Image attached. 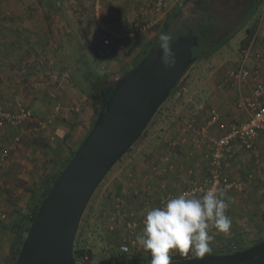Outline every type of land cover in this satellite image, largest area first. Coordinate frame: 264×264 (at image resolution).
<instances>
[{"label":"crops","instance_id":"crops-1","mask_svg":"<svg viewBox=\"0 0 264 264\" xmlns=\"http://www.w3.org/2000/svg\"><path fill=\"white\" fill-rule=\"evenodd\" d=\"M182 1H176L174 12ZM200 1L210 3L209 0H190V3ZM94 3L95 0H0V15H6L0 19V104L9 111H15L26 101L30 107H25L33 113V118L22 127H0V160L3 154H8L3 161L5 164L0 166V208L5 212L7 208L4 199H18L23 192L12 180L16 176L26 177L27 173L35 174L46 165V160L52 159L53 162L56 156L63 159L66 150L69 152L78 149L102 111L92 84L104 75L109 77L108 80L111 79L110 74L103 68L99 73L86 70L91 60L96 58L99 61L98 54L107 51L101 42ZM263 3L264 0H259L258 9H253L249 14L246 10L247 0L240 7L245 16L240 23L242 27L246 29L247 23L252 21L256 28L255 36L248 45H252L251 57L246 62L262 80ZM71 5L78 10L77 15L71 12ZM102 15L118 30L130 27L132 19L152 23L147 32L136 36L126 48L119 47L113 53L107 51L110 56L108 61L113 68L117 65L116 56L122 48L126 52L137 54L155 42L159 30L165 27L169 16L165 18L166 13L160 16L151 9L147 0H103ZM248 30H245L244 35ZM71 33L74 34V39L71 38ZM76 36L79 42L82 41V45H76ZM221 68L215 74L214 80L207 81L206 104L196 105L192 115L183 112L186 114L182 121H166L160 126L161 135L156 138L153 136L154 140L150 142L153 146L146 144L147 150L144 154L137 153L127 160L128 168L124 167L122 170L123 172L126 168L125 178L118 180L121 186L116 191L123 196L122 209L142 211L145 207L143 199L138 205L132 197L134 190H149L151 199L153 197L152 200L157 203L166 191L180 194L190 181V170L194 171L193 176L196 178L204 177L207 170L204 155L210 139L222 136L233 125L248 119V115L237 106V100L243 94H251L253 80L243 83L242 86H234L233 72L237 63L235 67L231 64ZM75 70L84 71V74L75 77ZM83 79L89 85L90 96H80L82 86L79 83ZM59 103L62 107L56 112ZM76 106L80 107L79 113L72 110ZM215 110L221 114L220 123L209 128V136H195L192 127L206 125L211 112ZM243 158H249L251 171H242L244 168L241 161L236 162ZM233 164L235 166L232 168ZM167 166H171V170L163 173ZM155 167L158 169L157 174ZM226 171L229 176L236 172L237 179L244 178L247 173H254L253 179L247 181L243 192H232L227 197V215L232 221L230 231L209 232L214 237L211 249H222L223 246L224 251H229L232 249L231 245H237L238 242L250 246L264 240V133L257 139L254 150L243 154L234 163H228ZM6 205L9 207L8 203ZM139 214L141 213L136 218L142 217ZM8 221L0 220V246L5 244L6 236L12 235L9 227L5 225ZM143 227L141 225L138 228V234ZM145 252L150 254L142 248L137 253ZM212 253L217 254L214 251ZM1 254H6L7 257L11 255V251Z\"/></svg>","mask_w":264,"mask_h":264},{"label":"water","instance_id":"water-1","mask_svg":"<svg viewBox=\"0 0 264 264\" xmlns=\"http://www.w3.org/2000/svg\"><path fill=\"white\" fill-rule=\"evenodd\" d=\"M193 33L173 40L174 68H165L159 47L100 92L102 111L91 131L42 202L15 264H78L74 246L85 210L114 166L140 140L196 59ZM151 264V263H132ZM175 264H264V241L227 254Z\"/></svg>","mask_w":264,"mask_h":264},{"label":"rangeland","instance_id":"rangeland-1","mask_svg":"<svg viewBox=\"0 0 264 264\" xmlns=\"http://www.w3.org/2000/svg\"><path fill=\"white\" fill-rule=\"evenodd\" d=\"M176 1L178 0H169V3H168L169 6L167 10L169 12L166 11L165 18L167 17V15H170V13L174 12V9L177 6ZM209 2H210L209 4H214L218 7H221L222 8V9L220 8L221 15L225 17H231V20H233V22L235 21V18H237L235 17L234 14L230 15L229 13L231 11L230 9H228L230 0H209ZM47 6L50 7L49 3H47ZM70 7L72 8L71 12L76 13V15L77 13H79L78 10L75 9L74 5H71ZM183 7L184 9L182 10V12L180 11L181 13L178 14V18L180 17L182 19H186V17H189L190 15L187 13L188 11L186 10L187 8L186 5ZM189 8L191 9V11L192 9H195V13L200 12L199 7H197L196 3L189 4ZM263 9H264V3L261 6V13ZM240 27L242 29H239ZM240 27L235 31V34H232V36L228 37L229 41L225 43V45L222 46L219 50H217L210 58L202 59L200 61H195L193 63V65L188 69L183 79L181 80L179 89L174 93L175 95L172 96L170 99H168L162 105L161 109H159V112L153 118L152 122L146 129L147 130L146 135L143 138L141 137L142 139L140 138V140L133 146L132 150H129L128 153L114 166V168L109 172V174L106 176V178L103 180V182L100 184V186L95 191L82 217L79 230L77 233V237L75 240V242H77L78 245L83 246L87 250L91 251L92 256H93V259H92L93 264H121L124 262L129 263V264L151 263L152 258L150 254H147L146 252L140 253V254L137 253L140 250V248H142L140 245H137L138 247H136L135 250L133 251V253H137L135 256L132 255V256L125 257V256H121V254L118 252L120 243L122 242V239H123V235L124 233L127 232L125 230V227L122 225L125 219H123L122 224L121 223L119 224V228L114 231L109 230L107 226V220L111 216L115 217L117 213H122V214L125 213L124 212L125 209H122V202H121L123 196H120L118 194L119 192H116L117 189H119V187L121 186L118 180L120 178H125V169L128 168V166L126 165L127 160L131 159L137 153L144 154L147 150L146 144L153 146L150 142L154 140L153 136L155 138L159 136L160 129H161L160 126H162L166 121H169V120L171 121V119H174L175 122L178 121L179 119H180L179 121H182V118H185V114H186V113L184 114L183 112H187L189 115H192L193 109H195L196 105H199V104L203 105L207 103L205 100V95H206L205 93L208 90V87H207L208 79L214 80L215 74L219 73V71L222 69L221 68L222 66L226 67L232 64V67H235L236 63L238 64V61L236 62V60L240 59L241 57V48H242L241 46H242L243 41L247 37V34L244 35V32L246 29L254 31V36H255L256 28L252 21L247 23V25L245 26L247 27L246 29L242 27V24H240ZM262 29L264 31V25ZM262 35L264 38V33H262ZM71 38L74 39L73 33H71ZM76 39H77V36H76ZM78 39H77L76 45H78L79 43L82 45V41L79 42ZM135 39L136 37L134 38V40ZM128 45L129 43L125 45V48ZM125 48H122L119 54L116 56L117 65L115 68H113L112 63L108 61L110 56L108 55L107 51H105L103 53L98 52L99 54L98 53L97 54L99 55V59H98L99 61L95 60L96 58L91 60V63L88 65L89 67H86V70L88 69V70H92L93 73H99V72H102L101 70L102 68L105 69V72L109 73L110 78H111L109 79V83L106 86L112 85L116 78L123 76L125 71L132 69V66L134 65L135 61L142 53V52H139L135 54V53H130V51L126 52L124 51ZM83 72L84 71L75 70L73 72V75L75 77H80L82 76V74H84ZM101 76L102 75H99V77ZM79 84L80 86H82V92H80V96L83 97V94L84 96L88 94L90 96L91 94H90V89H89V85L87 81L83 79L82 83H79ZM29 87L30 85L28 86V88ZM94 94L96 95L97 102L100 103L99 96L96 94V92H94ZM23 105L30 107L29 105H27L26 101L23 103ZM72 110L75 111L74 108ZM79 112L80 111L76 113H79ZM76 149L75 151L78 150ZM73 152L74 151L68 152V150H66V155L63 157V159L70 157V155ZM51 160L52 159L46 160V165L44 164L41 171L35 174L30 173L31 175H29V173H27L28 176L22 177V178L14 175L16 176V178L12 180V183H15L19 187V190L22 189L23 192H22V195H20V198L18 197V199L17 197L15 199L12 197L9 198L11 201L10 200L7 201L6 198L4 199V204L7 208L6 212L8 213L9 218H10L9 221L5 223V225L9 227L10 232H11L10 227H12L13 220L16 216L15 213L21 212L23 214L28 215L31 212L30 207L32 205V202L34 203L35 201L41 200V196H42L41 186L44 183L43 178L47 176H52L53 174L57 173L60 170L59 168H61L60 167L61 164L58 163V161H60L59 156L58 157L56 156L55 158H53V162ZM238 161H241L240 164L244 168V169H241L242 171H246V170L248 172L251 171L250 170L251 168H249L251 167L249 158H246V159L243 158V159L237 160L236 162ZM233 166L235 165L233 164L231 167L233 168ZM124 167L126 168L124 169L123 171L124 174H123L122 170ZM236 171L241 173L238 169ZM25 174L26 172L24 171L23 175ZM235 176H236V172L233 173L232 176L230 177L232 179H237L235 178ZM241 177L243 176L241 175ZM12 187L13 185H11V188ZM131 195L135 199L138 205L141 202H143V200L145 201V203H147L148 199H151V196H149L146 191H142V190L140 191L139 195L136 197L134 196L133 192ZM129 196H126V198H128ZM152 199L154 198L152 197ZM115 201H119V204L117 202L115 203ZM7 203L9 204V207L6 205ZM19 203H21V205ZM17 207L18 209H16ZM131 211H133L136 216L138 213L143 214V209L142 211H139L138 209L137 210L131 209ZM227 213L229 214L228 210L226 211V214ZM210 231L214 232L216 231V229H210ZM12 238H13V235L6 236L4 240L5 244L0 246V264H13V259L11 257L12 255H9L6 257V254L4 255L1 254L6 251H11L10 245H11ZM246 240L248 239L246 238ZM248 245L249 244H242L241 242L240 243L238 242L237 245H231V246H232V249H238L242 246L247 247ZM222 249L213 248L212 251L216 253L227 252V250L224 251L225 248H223V246H222ZM117 255L121 257L118 260L116 258ZM172 255L174 257L177 255V253L174 252L172 253Z\"/></svg>","mask_w":264,"mask_h":264},{"label":"built area","instance_id":"built-area-1","mask_svg":"<svg viewBox=\"0 0 264 264\" xmlns=\"http://www.w3.org/2000/svg\"><path fill=\"white\" fill-rule=\"evenodd\" d=\"M147 1L151 5V9L155 10L160 16L168 10L169 0ZM94 5L96 14L98 15L97 26L100 32L101 42L108 52L113 53L117 48L127 45L136 36L147 32L152 25V23L143 20L132 19L130 27L118 30L113 23L103 18V0H95ZM4 17L0 15V19ZM251 49L252 45L242 50V57L238 61L236 70L233 72L232 82L234 86H242L243 83L249 82L250 80L254 82L251 94H243L244 96H241L237 100V106L248 115V119L241 124L233 125L222 136L210 139L204 155L207 162V170L204 177L196 178L193 176L194 171L190 170V181L180 194L188 193L192 197L199 198L207 189L215 188L218 191L222 190L224 192L225 195L223 198L228 203V195L232 192H243L246 188L247 181L254 177V173L250 172L244 178L232 179L226 171V165L228 163L234 162L243 154L253 151L257 139L261 133H264V80L247 65L246 61L251 57ZM61 107L62 105L59 103L56 107V112H59ZM74 110L76 112L80 111L79 107H74ZM32 118V111L25 106H19L17 110L9 111L4 105L0 104V127L8 126L19 128L29 123ZM220 121L221 114L216 110L212 111L208 123L199 128L192 127V131L195 136L205 138L210 134L209 128L218 125ZM7 157V153L2 155L0 166ZM171 168V166L165 167L163 173H168ZM154 171L157 174L158 169L155 167ZM140 191V189L134 190V196H138ZM147 194L150 196L149 190ZM180 194L166 191L157 203H154L152 199H148V202L143 208L141 218H136L133 211L125 210V213H117L115 217L111 216L107 220L109 230L114 231L119 228V224H122L123 219H125L122 225L127 232L124 233L119 247L122 254H131L138 247V243L136 242L137 230L143 225L147 210L153 207H163L168 199L177 197ZM116 202L119 204V201ZM0 220H9V215L1 208ZM211 229L215 228L213 227Z\"/></svg>","mask_w":264,"mask_h":264},{"label":"clouds","instance_id":"clouds-1","mask_svg":"<svg viewBox=\"0 0 264 264\" xmlns=\"http://www.w3.org/2000/svg\"><path fill=\"white\" fill-rule=\"evenodd\" d=\"M173 40L169 33L159 35L161 62L165 68L176 65L171 48ZM224 195L215 188L207 189L199 198L183 193L168 199L163 207L147 210L136 242L150 252L151 264H175L174 252L186 261L210 255L214 239L209 234L210 229L214 227L218 232L228 233L232 226L226 214L229 204Z\"/></svg>","mask_w":264,"mask_h":264},{"label":"trees","instance_id":"trees-1","mask_svg":"<svg viewBox=\"0 0 264 264\" xmlns=\"http://www.w3.org/2000/svg\"><path fill=\"white\" fill-rule=\"evenodd\" d=\"M243 2L244 0H230L229 2L228 9L231 10L229 12L230 15L234 14L237 17L235 18V21L233 22V20H231V17H225L221 15L220 13V10L222 9L221 7H218L214 4H209L206 2L200 1L196 3L198 5L197 7H199L200 12L195 13V9H192L191 11V9L189 8V4H191L190 0H183L181 4L178 5L176 12L170 13V15L168 16L166 23H165V27L159 30L156 41L150 44V46L147 47V49H145L141 53V55L137 58L132 68L136 67L146 57V55L149 53L151 49L159 47V35L162 32L171 34L174 37V39L180 36L187 35L188 33H193L199 38V45L197 47H194L193 49V56L196 59V61L210 58L217 50H219L222 47V45L224 46L225 43L229 41L228 37L232 36V34H235L233 32H235L239 28V25L242 22V19L245 17L244 11H241V8H240V7H243ZM185 5L187 7L186 8V10L188 11L187 13L190 16L186 17V19H182L180 17L178 18V14L182 12V10L184 9L183 6ZM259 6H260L259 0H247L246 10L248 11V14H249L253 9L255 8L258 9ZM253 36H254V31L248 30L247 37L242 43L241 51L242 49L247 48ZM128 71H125L124 74H126ZM183 77L181 78V80L183 79ZM108 78L109 77L107 75H104L102 78H99L96 81V83L92 84L93 90L99 96L101 107H102V102H101L100 92L102 89L107 87L106 85L108 84V81H109ZM181 80L178 82L176 88L172 91L169 99L172 96H174L175 95L174 93L179 89ZM146 132L147 130L144 131L142 138L146 135ZM75 153L76 151H74L70 155V157L66 159H60V161H58V163L61 164L60 166L61 168H59L60 170L57 173L53 174L52 176H47L43 178L44 183L41 186V190H42L41 200L35 201L34 203L32 202V205L30 207V211H31L30 214L26 215L21 212L15 213L16 216L13 220L12 227H11L13 238H12L11 247H10V250L12 253L11 257L13 259V264L16 263L17 257L19 255V252L23 244V241L28 233V230L31 224L33 223L37 215V212L42 202L49 195L50 190L53 187L54 183L58 179L63 169L69 163V161L73 158ZM259 242H256L248 247L242 246L238 249H231L227 252H223V253L221 252L217 254L218 255L227 254V253H231L237 250H244ZM118 252L121 254V256H125V257L132 256V255L135 256L137 254V253L122 254L120 249ZM74 256L78 264H93L92 263L93 256H92L91 251L87 250L83 246L78 245L77 242H75ZM116 258L118 260L121 257L117 255ZM174 260H182V259L177 254L176 256H174ZM121 264H129V263L124 262Z\"/></svg>","mask_w":264,"mask_h":264},{"label":"flooded vegetation","instance_id":"flooded-vegetation-1","mask_svg":"<svg viewBox=\"0 0 264 264\" xmlns=\"http://www.w3.org/2000/svg\"><path fill=\"white\" fill-rule=\"evenodd\" d=\"M110 86V85H109Z\"/></svg>","mask_w":264,"mask_h":264}]
</instances>
